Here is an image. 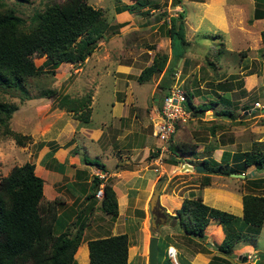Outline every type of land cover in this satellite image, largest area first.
<instances>
[{
	"label": "rangeland",
	"instance_id": "1",
	"mask_svg": "<svg viewBox=\"0 0 264 264\" xmlns=\"http://www.w3.org/2000/svg\"><path fill=\"white\" fill-rule=\"evenodd\" d=\"M4 1L29 22L34 12L54 0ZM88 1L103 10L105 19L111 26L84 62L65 61L54 70H50L53 69L50 65L45 66L48 71L28 78V97L18 89L0 91V98L18 104L10 118V127L30 136L25 139L24 144H20L11 135H7L0 125V176L5 175L15 164H22L26 160L38 161L44 147L53 150L59 144L56 141L57 138L60 139L59 128L70 113L57 105L58 94L92 93L91 117L88 121L78 119L79 128L92 135L90 139L99 138L100 143L107 148L108 140L112 144L114 142L117 156L122 157L121 155L129 153L131 144L141 146L148 138H151V152L153 151V140L156 139L150 134L154 112L151 105L158 93L162 96L172 84H176L199 93L193 97L194 102L199 103L207 100L208 96L215 97L217 85L224 82L229 87L224 94L233 101L236 118L215 116L214 109L211 108L202 114L192 113L177 125L171 137V145L194 143L197 145V154L182 155L181 161H173L167 159L169 153L164 158L163 170L160 173L155 172L151 185L142 186L138 182L132 184L138 187L137 192L132 190L134 193L131 194L132 197L135 196L133 203L137 206L131 214L133 213L137 223L134 221L126 229L131 239L128 247L130 264H147L148 241L151 235L169 239L167 255L172 264H206L207 259H200L196 252H201L202 256L208 258L217 252L213 244H207L205 252L202 244L184 236L174 218H171L182 199L201 195L206 203L241 215L243 193L264 192V186L252 189L243 178L232 174H211L210 182L201 185L202 172L189 169L185 165L188 163L194 166L205 155L219 159L223 149H249L255 141L264 144V46L261 40L264 19L250 20L256 1L155 0L158 9L147 5L124 11H117V6L133 3L134 0ZM260 3L264 9V1ZM209 4H213L214 8H209V14L205 16L203 9ZM145 9H148V13ZM181 9H184L185 34L190 42L183 44L178 40L174 41L173 54L184 50V55L176 60L174 74L171 75L167 69L165 73L154 74L148 81H138L137 74L152 61L155 53L166 52L168 61L172 59L164 19L169 15H176ZM163 10L167 14L159 18L158 14ZM45 58V55L33 56L37 65H41ZM161 74L167 80V89H162L158 84ZM46 89L52 90L54 94L37 96ZM244 103L249 108H244ZM120 106L123 108V115L119 119L116 115ZM221 106L222 104H218L215 107ZM123 142L124 147L117 149ZM216 143L218 147L210 150L209 147ZM88 148L89 152L95 149L91 145ZM77 149L82 153L84 163L89 152L80 146ZM94 154L88 156L96 157ZM113 157L115 155L105 161L108 166H112ZM150 159L149 166L153 169L155 164ZM189 159L194 163L187 161ZM145 161L146 159L140 161V166H144ZM94 166L91 165L92 168ZM100 169L107 171L104 166ZM252 169L253 165L247 168L249 171ZM255 175H264V169H256ZM164 178L166 180L158 202L172 224L162 223L158 216L151 213L149 206L154 185ZM82 185L81 183L79 187ZM136 209H142L144 214L138 213ZM100 213L112 218L108 213ZM95 222L103 223V220ZM255 230L253 225L244 228L249 238L234 245L235 257L230 259L229 264H264V223L256 235ZM89 234L87 231L84 238H89ZM222 235L217 220L211 219L206 227L204 241L217 242ZM75 259L77 264H86L83 247Z\"/></svg>",
	"mask_w": 264,
	"mask_h": 264
},
{
	"label": "trees",
	"instance_id": "2",
	"mask_svg": "<svg viewBox=\"0 0 264 264\" xmlns=\"http://www.w3.org/2000/svg\"><path fill=\"white\" fill-rule=\"evenodd\" d=\"M255 1L256 6L250 20L264 19V9L260 6V2L264 0ZM147 5L159 8L155 0H134L133 3L118 5L117 11L140 9ZM147 10L145 9V12L148 13ZM164 14H167L165 10L161 11L158 17ZM184 16V11L180 10L176 15H169L164 19L172 59L168 61L169 56L166 52L155 53L152 61L142 67L137 74L138 81H148L154 74L165 73L167 69L171 75L174 74L176 60L184 55V50L173 54V43L175 40L183 44L190 42L185 34ZM110 26L103 10L88 0L47 2L42 9L32 14L29 22L16 13L13 6L0 0V91L18 89L28 97L26 82L29 77L48 71L49 69L45 68L47 65L53 67L50 70H54L65 61L83 62L94 51L98 40ZM261 40L264 46V30L261 31ZM34 55H45L46 58L41 65H37L33 60ZM166 82L164 74H161L158 84L162 89L168 88ZM217 86L220 90L215 89V97L208 96L207 100L199 103L193 100L195 94L199 93L184 89L188 107L193 114H202L206 109L212 108L215 116L235 119L237 115L234 113L233 101L224 94L229 87L224 82ZM53 94L52 90L46 89L37 96ZM91 101L90 92L81 95L65 92L58 94L57 105L70 112L73 117L88 121L92 111ZM218 104L222 106L216 108ZM243 107L249 108V105L244 103ZM17 108L18 104L14 101L0 98V125L7 135L24 144L25 139L30 136L15 131L9 124L12 113ZM196 146L188 142L175 145L170 143V154L167 159L181 161L182 155L196 156ZM208 147L207 150H211L218 147V144L210 146L209 149ZM156 153L152 151L149 158ZM187 161L194 163L192 159ZM197 164L205 167L202 171L201 185L210 182L211 174L230 175L232 172H239L245 174L241 178L248 187L254 189L264 186V175H255L256 169H264V144L260 141H255L249 149L235 151L223 149L219 159L211 155L202 156ZM250 165L254 166L252 171L247 170ZM99 183L100 179L95 175L93 183L95 191L91 192L89 197L95 194ZM43 184L44 179L35 172V163L29 160L13 165L5 175L0 176V264H77L74 254L83 238L84 222L73 232L61 229L57 221L60 201L56 197L45 200ZM103 190L104 194L98 207L115 217L118 215L116 192L108 181L104 183ZM136 210L144 214L142 209ZM172 217L178 223L182 234L202 244L205 252L206 245L210 244L204 241L206 227L211 219H216L223 235L219 241L214 242L217 253L212 254L206 264H229L235 257L234 245L249 238L244 228L253 225L256 235L263 226L264 192H244L241 215L210 205L203 201L201 195L186 196ZM87 244L89 264H130L128 260L130 239L127 232L90 238ZM168 245V238L158 237L159 264H172L167 255Z\"/></svg>",
	"mask_w": 264,
	"mask_h": 264
},
{
	"label": "crops",
	"instance_id": "3",
	"mask_svg": "<svg viewBox=\"0 0 264 264\" xmlns=\"http://www.w3.org/2000/svg\"><path fill=\"white\" fill-rule=\"evenodd\" d=\"M209 8H214L213 4L204 7L203 11L205 16L209 14ZM181 10L184 11V9ZM158 94L154 98L155 102L151 105L153 108L160 103L161 95L160 93ZM112 104L114 106L113 102ZM118 104L120 105V102ZM122 115L123 108L120 106L119 113L116 116L120 119ZM65 119L64 124L59 128L58 133L60 139L56 137V141L59 144L53 147V150L44 147V151L38 157V161L33 162L35 163V172L44 179L43 190L45 200H52L56 197L60 201L57 209V221L60 228L73 232L75 226H79L84 222L83 238L74 256L83 247L86 264H89L87 239L121 232H127L129 234L126 230L127 226L135 221L131 211L137 208L133 203L135 196L132 197L131 194L137 192L138 187L132 184L138 182L142 186H149L156 175L155 171L149 166L148 161L152 142L150 140L151 138H148L141 146L139 144L132 145L129 143L131 144L129 153L121 155L123 158L118 157L114 150V142L112 144L111 140H108L107 144L109 148H107L106 145L104 146L103 143H100L99 138L92 137L90 139L92 135L79 128L78 119L73 117L71 113ZM89 139L91 140L90 144ZM153 142L156 143L154 140ZM90 145L95 148L93 152H89L88 150V146ZM124 145V142L119 144L117 149L123 148ZM79 146L83 147L84 151H88V155L95 153L94 155L96 157L93 156L90 158L87 155L83 163L81 158L83 155L77 149ZM113 155H115V158L113 157L112 159L114 162L112 166H108L105 161L110 160ZM93 159L94 161L92 162ZM144 159L147 162L145 161L144 166H140L139 162ZM95 161L104 164L103 166L108 171L103 170L107 173V178L104 180V183L106 181L110 182L116 192L118 215L112 218L105 217L100 213L102 210L98 207V204L101 198L96 197L95 194L89 197V194L95 191V188H93L95 172L102 170L100 167H103ZM92 164L95 165L93 168L91 167ZM96 177L98 176L96 175ZM81 183L83 185L79 187ZM132 190L135 191L132 192ZM96 220H103V223H97L95 222ZM136 223L137 221H135ZM87 231L90 233V237L86 239L84 235ZM205 242L212 243L216 249L214 241ZM196 253H198L197 257L199 256L200 259H207V262L209 261L210 257L202 256L201 252Z\"/></svg>",
	"mask_w": 264,
	"mask_h": 264
},
{
	"label": "built area",
	"instance_id": "4",
	"mask_svg": "<svg viewBox=\"0 0 264 264\" xmlns=\"http://www.w3.org/2000/svg\"><path fill=\"white\" fill-rule=\"evenodd\" d=\"M258 103V102H257ZM151 117V135L156 139L153 151L156 155L150 160L155 164L153 170L161 172L163 170L164 158L170 153V141L175 133L177 125L185 121L192 114V110L187 105V94L185 90L176 84H172L169 90L163 95L160 103L154 107ZM95 174L102 180L96 189L95 196L101 198L104 194V180L107 173L103 170L96 171Z\"/></svg>",
	"mask_w": 264,
	"mask_h": 264
},
{
	"label": "water",
	"instance_id": "5",
	"mask_svg": "<svg viewBox=\"0 0 264 264\" xmlns=\"http://www.w3.org/2000/svg\"><path fill=\"white\" fill-rule=\"evenodd\" d=\"M185 165L189 169L194 168L195 171H198V172H202L203 170H205V167L201 164H196L193 166L192 164L187 163ZM231 174L238 176V177H243L245 175L244 173H239V172H232ZM165 180H166L165 178L162 179V181L160 183H156L153 187L152 195L149 199V206L151 209H153L154 206H160L158 199H159V195L161 193L162 185L165 182ZM160 220H163V217ZM174 220H175V218H174ZM170 224H172V222H170ZM176 225L178 226L177 222H176ZM158 250H159L158 236L151 235L149 237V241H148L147 264H159L158 263Z\"/></svg>",
	"mask_w": 264,
	"mask_h": 264
},
{
	"label": "flooded vegetation",
	"instance_id": "6",
	"mask_svg": "<svg viewBox=\"0 0 264 264\" xmlns=\"http://www.w3.org/2000/svg\"><path fill=\"white\" fill-rule=\"evenodd\" d=\"M151 213L158 216L159 219L163 217L162 223H167V222L170 223L171 219L169 218L168 214L163 211V208H161L160 206L158 207L156 206V208L151 209ZM171 218L173 217L171 216Z\"/></svg>",
	"mask_w": 264,
	"mask_h": 264
}]
</instances>
